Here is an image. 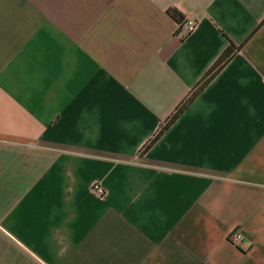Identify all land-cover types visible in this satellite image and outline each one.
<instances>
[{"label":"crops","instance_id":"crops-1","mask_svg":"<svg viewBox=\"0 0 264 264\" xmlns=\"http://www.w3.org/2000/svg\"><path fill=\"white\" fill-rule=\"evenodd\" d=\"M0 264H264V0H0Z\"/></svg>","mask_w":264,"mask_h":264},{"label":"built area","instance_id":"built-area-1","mask_svg":"<svg viewBox=\"0 0 264 264\" xmlns=\"http://www.w3.org/2000/svg\"><path fill=\"white\" fill-rule=\"evenodd\" d=\"M199 22L200 20L197 17H192V16L183 17L179 22L180 27H178L177 33L181 35L182 39H186L197 29ZM145 147L142 150V152H144ZM92 191L101 197L105 195V188H103L100 184H95L93 186ZM242 240H243V235L239 233L237 230L231 233L230 241L233 244L238 245Z\"/></svg>","mask_w":264,"mask_h":264},{"label":"trees","instance_id":"trees-1","mask_svg":"<svg viewBox=\"0 0 264 264\" xmlns=\"http://www.w3.org/2000/svg\"><path fill=\"white\" fill-rule=\"evenodd\" d=\"M179 14L177 12H175V16L177 17ZM183 17H180L179 21H181ZM234 53V45H232L223 55L222 57L219 59V61H217V63L214 65V67L211 69V72H209L207 74V78L205 79V83H202L199 88H197L189 97V99H187V101L185 102V104L181 105V107H179L177 114L174 115V117L172 118V120L169 122V124H171L173 122V120H175L178 116V114L188 105V103H191L198 95L199 93L202 91V89L205 88V84L210 81L215 74L229 61V59L231 58V56H233ZM162 132V131H161ZM157 137H155L156 139ZM155 139H153L151 141V143H149L146 147H145V151H147L150 146L152 145V143L155 141Z\"/></svg>","mask_w":264,"mask_h":264}]
</instances>
